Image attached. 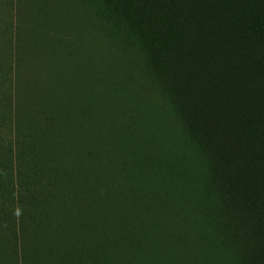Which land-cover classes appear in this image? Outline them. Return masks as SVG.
<instances>
[{"label": "trees", "instance_id": "trees-1", "mask_svg": "<svg viewBox=\"0 0 264 264\" xmlns=\"http://www.w3.org/2000/svg\"><path fill=\"white\" fill-rule=\"evenodd\" d=\"M1 49L0 232L63 227L62 201L99 207L121 251L179 209L198 249L212 219L231 260L264 264V0H9Z\"/></svg>", "mask_w": 264, "mask_h": 264}, {"label": "rangeland", "instance_id": "rangeland-1", "mask_svg": "<svg viewBox=\"0 0 264 264\" xmlns=\"http://www.w3.org/2000/svg\"><path fill=\"white\" fill-rule=\"evenodd\" d=\"M8 1L0 0V13ZM3 53L1 49L0 54ZM123 55L99 44L95 56L103 63L105 78L119 77L118 70L126 67ZM120 80L125 83L124 77ZM123 83L122 89L130 97L128 87ZM141 104L139 102L137 106ZM144 107L142 105L136 110V114L150 110L145 104ZM149 117L151 118L150 115L143 114L139 119L149 123L152 120ZM151 140L160 145L158 137ZM180 158L182 161V156ZM179 166L183 168V163L176 165L174 169ZM204 200L207 202L205 198ZM212 211L214 209L210 210ZM144 214L145 211L142 210L135 212L128 223L133 224L132 221L137 216V221H141L143 216L139 215ZM217 214L218 212L213 216L216 217ZM220 214L222 218H230L232 211L229 208L223 209ZM55 216H60L63 227H57L56 222L59 220L53 219L47 220L41 226L32 227L24 219L25 228H16L11 220L5 218L0 232V264H239L231 260L215 241L219 228L212 219H207L210 227L201 241L200 250L197 245L188 241L185 236V221L190 219V215L183 214L179 209L170 216L168 222L171 226L166 229L167 234L156 229V223L150 220L144 230L137 233L134 231L135 236L125 240L126 247L121 248V251L112 248L111 242L107 240L106 228L110 217L101 212L99 207L69 209L66 203L59 201ZM239 226H242L240 222ZM194 248H197V252ZM244 262L248 264L245 259Z\"/></svg>", "mask_w": 264, "mask_h": 264}, {"label": "bare ground", "instance_id": "bare-ground-1", "mask_svg": "<svg viewBox=\"0 0 264 264\" xmlns=\"http://www.w3.org/2000/svg\"><path fill=\"white\" fill-rule=\"evenodd\" d=\"M146 196V195H145ZM95 199V198H94ZM149 199V198H148ZM144 200V199H143ZM157 205V204H156ZM106 207V206H105ZM154 208V207H153ZM106 228V227H105ZM130 230V229H129ZM119 235V234H118ZM110 237V236H109ZM38 257V256H37ZM55 260V259H54Z\"/></svg>", "mask_w": 264, "mask_h": 264}]
</instances>
